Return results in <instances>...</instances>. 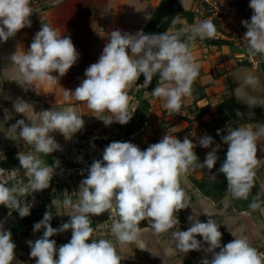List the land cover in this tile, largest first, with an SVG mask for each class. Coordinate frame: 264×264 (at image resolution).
<instances>
[{"label": "clouds", "instance_id": "1", "mask_svg": "<svg viewBox=\"0 0 264 264\" xmlns=\"http://www.w3.org/2000/svg\"><path fill=\"white\" fill-rule=\"evenodd\" d=\"M249 7L253 14L250 21L241 22L247 29L243 40L250 54L264 56V0H250ZM32 13L30 0H0V42H7L25 27H31ZM185 31H190L186 41H182L179 34L167 32L145 34L140 30L131 34L111 31L98 61L85 69V78L74 91L64 89V98L86 103L87 108L95 113L94 117L105 126L114 122L126 125L136 111L129 110L128 89L137 84L141 74L144 83L139 86L143 88H148L153 77L158 75L159 82L151 95L164 98L165 107L178 112L182 98L191 95L192 85L199 75V66L190 46L197 37L213 38L216 26L211 19H206ZM79 57L69 35H62L42 23L29 48H17L8 59L17 67V83L27 91L31 87L25 85L33 87L36 82L58 81ZM54 72L59 75H52ZM258 84L256 76H246L243 84L235 89L237 98L245 96L249 107L257 106V98L247 96L244 87L256 88ZM29 107L23 99L13 103L14 111L25 116L28 122L17 120L5 132L10 139L18 135L32 149L19 152L16 157L28 183L19 181L9 185L0 182V205L9 209V216L16 211L21 218L31 214L32 205L20 197L49 188L60 166L59 160L50 166L40 156L62 150L52 133L59 132L67 140L85 126L82 116L72 107L45 109L32 117L28 116ZM105 112L110 115L102 117ZM237 115H240L239 111ZM11 118L6 112L5 121ZM226 132L222 135L217 130V135H221L227 145L226 158L218 171L225 176L227 190L234 199H247L260 163L257 151L258 142L264 138V123L228 127ZM198 143L203 148H210L213 138L205 135ZM196 146L188 136L181 141L167 133L145 150L131 142L109 143L103 149L102 159L93 160L87 169V176L77 191L78 198L73 201L72 195L64 192L62 206L70 220L54 228L51 226L53 215L46 211L43 218L34 223L33 231L43 229V235L35 241H27L30 257L36 264H121L122 258L111 240L93 238L90 217L103 213H109L111 234L122 245L138 240L142 221H150L156 233L175 229L179 224L177 214L191 207L181 179L197 166ZM219 148V144L213 147L198 166L211 171L217 163ZM5 172L0 169V173ZM211 178L216 179L215 175ZM249 206L255 210L260 204L253 200ZM203 214L209 217L207 222L189 216L193 222L186 231L172 232L176 248L185 253L199 251L201 241L196 237L200 236L208 245L204 251L211 254V259L203 258L201 264H264V252L251 246L245 237L236 238L232 234L235 239L221 246L219 224L212 219V213L205 211ZM69 230L71 239L59 247L54 239H50ZM15 248L11 231L5 230L0 223V264H12Z\"/></svg>", "mask_w": 264, "mask_h": 264}, {"label": "crops", "instance_id": "2", "mask_svg": "<svg viewBox=\"0 0 264 264\" xmlns=\"http://www.w3.org/2000/svg\"><path fill=\"white\" fill-rule=\"evenodd\" d=\"M161 1L30 0V6L33 9V13L30 16L31 27H25L7 42H0V167L6 170L3 175H0V182L11 185L23 181L26 184L24 176L18 174L19 171H13L17 169L16 147L19 145L21 152L32 150L20 140L18 135L14 139L6 136L5 132L17 120L24 119L25 122H28L25 116L17 114L14 111L13 103L18 99L28 102L30 106L29 117L35 116L38 112L45 109L62 110L68 107H72L78 115L82 116L85 126L71 139L66 140L59 132L52 133L54 139L61 145L62 150L50 155L40 154L44 162L50 166L56 160H59L61 164L64 155L70 152L76 139H83L84 136L91 135L94 131L100 130L102 126H105L101 120L94 117L95 113L87 108L86 103H81L71 97L66 100L64 98V89L74 91L79 86L85 78V69L98 61L111 31L120 30L123 33L131 34L140 31L141 29H138V25L144 24L147 18L149 20L151 11ZM223 1L224 3L233 2L235 4V17L228 28L238 27L236 33L238 34V31H240L239 38L243 39L247 29L241 22L243 20L250 21L253 14V10L249 7L250 0ZM179 2L184 8L192 10L197 0H193L189 7H186L185 2L189 3L190 0H179ZM187 20V18H182L181 27L185 25ZM42 23L48 24L62 35H69L77 51L80 53V57L67 74L60 77L58 81L46 80L44 82H36L33 87L25 85V87H31L25 91L17 83V67L8 58L17 48H23L24 50L29 48L35 34L41 29ZM240 26L244 29L243 32H241ZM175 30L177 29L173 28L172 34H175ZM218 37V35L214 36V38ZM221 38H230L233 41V46L207 44L208 42L206 43L204 40L200 41L199 39L194 40L190 46V51L199 66V75L196 80L207 87V97L200 100L197 105H194L192 97L185 96L182 98L179 111L173 112L165 107L164 98L153 97L151 95L153 90L148 91L149 95L147 97L151 107L146 121L134 133L136 136L132 142L139 146L141 150H145L152 144L153 136H156L159 142L166 133L177 137L181 141L185 136L193 140V143L197 145L194 151L198 160L197 166L190 169L181 179V186L190 199L191 207L183 209L177 214L183 220V228L180 231H186L191 226L193 221L188 219L189 216H194L201 222H207L209 217L203 214L207 211L213 214L212 219L216 220L219 224V230L222 233L221 246L231 242L235 237H245L251 246L264 251V138L258 142L257 151V158L260 160V163L256 168V176L263 190V196L259 200V208L243 212L239 211L229 203V194L217 201L204 194L190 179V176H194L198 180L210 182L211 176H216L215 166L209 171L207 168L203 169L198 165L200 162L203 163L206 153L211 151L218 143L213 140L212 147L203 148L199 146L198 141L205 135L212 137L211 128L214 126L213 121L221 116L216 107L217 103L232 95L237 98L235 89L243 84L244 78L248 75H254L259 80L256 88L250 86L244 87L247 96L257 98L258 105L249 107L245 96L237 98L242 106L243 116L240 115L242 117L239 118V121L241 120L242 122L238 121L239 124L233 123V125L236 128L264 123V56L250 54L245 43L240 42L239 38L234 35L222 34ZM52 75L58 76L59 74L54 72ZM132 87H134V84L128 89L130 101L133 97L129 93ZM204 107L208 108V112L200 119L198 117L199 109ZM135 108L136 105L134 107L132 105L131 110H135ZM6 112L12 117L7 121L4 119ZM109 115V113L105 112L102 114V117ZM116 124L118 123L114 122L111 126H116ZM228 126V121H224L220 124V130H224L225 132ZM224 149L225 147L220 145L217 151L219 159L223 158ZM84 178H86L85 174L74 178V183H76L78 190ZM72 186L71 180L70 187L73 188ZM65 191V187L60 189V192L63 194ZM57 193L59 194V188H56L51 195L46 193L45 197L47 203L53 202L52 205L56 206H53L55 210L59 209L55 201L59 200L61 205L64 198V196H55ZM20 199L30 200V198H25L24 196L20 197ZM30 211L36 217L37 214H40L44 210L31 209ZM63 212L65 213L66 210L64 209ZM102 215L90 217L95 234L94 239L104 238L111 240L116 247L118 255L122 258L121 264H165V259L170 258L164 254L165 250H160L161 244L159 246V237L162 236V239H164L163 237H166L167 233H156L152 229L150 221H147V226L140 228L139 238L136 242L122 245L111 234V223L107 224L109 225V229L104 228L106 221ZM63 222L61 221L60 223ZM101 229L106 230V232H100ZM5 230L11 231L12 241L16 244L15 259L12 264H36L35 259L30 257V247L27 244L28 240L35 241L39 238L36 235L37 232H33V225L28 224L25 226L23 228L24 234H15L12 222H9ZM66 233L67 231L62 232L60 238L69 242L65 238ZM154 234L156 238H154ZM171 237V242H173V246L176 248L173 236L171 235ZM198 240L201 241V250L190 251L182 255H180L182 253L180 250V254L172 256L174 257L172 258L174 264H201L203 258L211 259V254L204 251L208 245L203 242V239Z\"/></svg>", "mask_w": 264, "mask_h": 264}, {"label": "trees", "instance_id": "3", "mask_svg": "<svg viewBox=\"0 0 264 264\" xmlns=\"http://www.w3.org/2000/svg\"><path fill=\"white\" fill-rule=\"evenodd\" d=\"M182 18H187L189 22H193L194 18V13L192 10L184 8L179 0H162L160 4L151 11L150 18L143 30L145 34H161L164 32H168L169 29L176 27V29L181 28V20ZM175 34H179V38L182 41L187 40V36L190 34V31L188 32H175ZM207 39L208 44H214V45H230L233 46V41L227 38H211ZM257 55V54H256ZM248 63V62H245ZM264 67V65H263ZM159 82V76L156 75L153 77V80L151 84L148 86V88H143L140 86H137L135 90V98L137 101V106L135 108V113L133 115V118L131 121L126 124V125H119L120 130L124 132L126 135H130L133 133H136L143 123L146 121L147 114L150 110V101L148 97L146 96V93L148 91L154 90L155 87L157 86ZM144 83V77L141 74L140 78L137 81L136 85H142ZM135 85V84H134ZM133 88H131L130 92L131 94L133 93ZM207 87L205 85L200 84L197 80L194 81L192 85V92L191 96L193 100V104L197 105V103L205 99L207 97ZM217 110L221 113V116L218 119H215L213 121L214 126L211 128L212 132V138L213 140L220 144L224 145L225 149L224 151L227 152V145L223 143L221 139V135H217V130H220V124L223 123L224 121H228L230 128H234L233 123L239 124V122H242L241 120L239 121V118L242 117L243 109L240 104V102L237 100L235 96H230L227 99H224L217 103L216 105ZM197 109V106H196ZM237 111H239L240 115H237ZM208 112V108H200L198 117H201ZM239 121V122H238ZM163 122V121H162ZM202 124H205L204 122H201ZM226 127V130L227 128ZM221 131V134H227V132ZM125 142H128L127 140ZM158 139L156 136H153L152 138V144L157 143ZM225 152V153H226ZM226 156V155H225ZM226 158V157H225ZM223 161V160H222ZM223 162H217L215 167H216V179H211L210 182H205L203 180H198L194 178V176H190V179L193 181V183L202 190L204 194L207 196L212 197L215 200H221L223 197L229 194V203L234 206L237 210L242 211V210H250L252 209L249 205L253 202V200H256V202L259 203V200L263 196V190L262 187L259 184L257 176L254 178V187L251 189L249 196L247 199H234L231 196V193L227 190V180L225 176L222 173H219V168ZM55 196H61L63 197L64 194L59 191V194H55ZM0 210H7L6 207L0 206ZM15 215L11 218L9 222H12L14 233L15 234H24L23 228L27 226L28 224L34 225L37 221H39V218L41 216L34 217L33 212L31 211V214L27 217L21 218L17 212L14 213ZM51 214L53 215V218L51 220V226L54 228L60 227L63 223H66L70 220H64L63 223L59 224L56 226L58 223L55 220V209L51 208ZM1 218V215H0ZM8 222V224H9ZM148 222L147 221H142L140 224V228L147 226ZM92 226V224H91ZM38 237L40 238L43 235V230L40 232H37ZM60 234L54 235L50 239H54L56 241L57 247H59L62 244L67 243L66 241L62 240L60 238ZM196 239H202V237L197 236Z\"/></svg>", "mask_w": 264, "mask_h": 264}, {"label": "built area", "instance_id": "4", "mask_svg": "<svg viewBox=\"0 0 264 264\" xmlns=\"http://www.w3.org/2000/svg\"><path fill=\"white\" fill-rule=\"evenodd\" d=\"M232 9L230 8V5L223 4L221 0H197L196 4L193 8V13L195 15L194 22L195 24L206 20L211 19L214 23L217 18H221L226 15V13H230ZM186 29L190 30V26H183L175 32H188L185 31ZM112 136V139H109V137ZM135 134L126 135L124 132L120 130L117 126H111L110 133L107 135L105 141L100 142V138L98 139L96 136H94V141H91L89 144L90 146L87 147L85 145V140L83 139H76V142L74 143L72 149L70 152L66 153L61 161L60 166L56 169V173L53 176L50 186L47 189H44L43 191H37L35 193H30L25 198H30V200L25 199L29 204L32 205L31 209H36V207L42 203H47L46 200V193L51 195V193L60 186L61 183H64L68 179L75 178L76 175H84L87 176V169L90 167L93 160L96 159H102V153L103 149L111 142L113 141H121L125 142L127 139L128 142H132V139L134 138ZM132 138V139H131ZM108 139V142H106ZM90 150L87 153V149ZM21 152V148L18 145L16 147V157L17 153ZM17 159V158H16ZM16 167L19 169L18 174H21L25 178L26 184L28 183V178L25 176L24 171L21 169L19 161L17 159L16 161ZM0 169H4L0 167ZM0 175H3V173H0ZM48 190V192H47ZM16 211H12L11 216H9V209L0 211V223L3 224L4 229L8 225V222L13 217V214ZM177 218L179 220V224L176 226V230H181L183 228V220L180 218V216L177 215ZM256 248V247H254ZM259 252H264L263 250H260L259 248H256Z\"/></svg>", "mask_w": 264, "mask_h": 264}, {"label": "rangeland", "instance_id": "5", "mask_svg": "<svg viewBox=\"0 0 264 264\" xmlns=\"http://www.w3.org/2000/svg\"><path fill=\"white\" fill-rule=\"evenodd\" d=\"M192 1L193 0H190V2L189 3H187V2H185L186 3V7H189L190 5H191V3H192ZM221 2H223V4H226V5H230V8L232 9L231 11H230V13H226V15L225 16H223V17H221V18H217V20H215V22H214V24H215V26H216V33H215V35H218L219 37H221L222 36V34H225V35H234L235 37H237V38H239L240 37V31H238V34L236 33V31L238 30V27H236V26H234V28H232V27H230V28H228V26L230 25V24H232V20L234 19V17H235V11H236V6H235V4L233 3V2H225L224 3V1L223 0H221ZM194 8V7H193ZM193 8H192V10H193ZM194 19H195V15H194V18H193V22H194ZM147 21H148V18H147V20L144 22V24H139L138 25V29H141L142 31L144 30V28H145V26H146V24H147ZM191 23V22H189V20H187V22H185V25H184V27L185 26H190V27H192L193 25H195V23ZM223 22H224V25H223ZM143 23V22H142ZM141 25V26H140ZM174 28H176V27H174ZM228 28V29H227ZM240 28H241V32H243V28H242V26H240ZM223 29H224V31H223ZM228 31H227V30ZM170 31V32H169ZM169 31L167 32V33H169V34H172L173 33V28H171V29H169ZM221 35V36H220ZM196 39H199L200 41H202V40H204L206 43H207V39L205 38V39H200L199 37H197ZM195 39V40H196ZM227 39H230V38H227ZM240 42H243V43H245V46H247V43H246V41L245 40H243V39H238ZM208 44V43H207ZM136 88H138L136 85H134V88H133V93H132V95H133V97L131 98V101H130V104H129V110H131V108H132V105H133V107L136 105L137 106V101H136V98H135V89ZM129 93H131L130 91H129ZM147 95H149V93L147 92L146 93V96ZM136 101V102H135ZM136 103V104H135ZM120 124L118 123V124H116V126L119 128L120 126H119ZM110 128H111V125L110 126H102L101 128H100V130H97V131H94V133L93 134H91V135H86V136H84V140H85V145L87 146V147H89L90 145V143H91V141H94L95 139H94V136H96L98 139L100 138V142H103V141H105V139H106V137H107V135L110 133ZM84 133V132H83ZM211 134H212V132H211ZM136 136V135H135ZM134 136V137H135ZM109 139H112V136L111 137H109ZM132 139V138H131ZM134 139V138H133ZM133 139H132V141H133ZM128 140V139H127ZM106 142H108V139H107V141ZM131 143H133V142H131ZM224 146V145H223ZM87 149V148H86ZM90 150H88L87 149V153L89 152ZM224 151V150H223ZM226 151H224L223 152V158L222 159H219L218 158V160H217V162H223L224 161V158L226 157L225 155H226V153H225ZM223 160V161H222ZM216 168V167H215ZM79 176H82V175H76V177H79ZM71 180H72V183H73V188H71L70 186H71ZM63 187H65L66 188V191L70 194V195H72V199H73V201H75L77 198H78V188H77V186H76V183H74V178H71V179H68L67 181H65L64 183H61L60 184V186L58 187L59 188V191H60V189L61 188H63ZM63 190V189H62ZM47 192H48V190H47ZM64 199V198H63ZM55 202H57V207L59 208V209H57V210H55V220H56V222L58 223V224H61L60 222L61 221H64L65 219L67 220V218H70L69 216H67V214H68V212L66 211L65 213L63 212L64 211V208H63V206H62V204L60 205V201L59 200H57V201H55ZM50 206H51V208L53 209L54 207H56V206H54V205H52V202H48V203H42V204H40V205H38L37 207H36V209L37 210H44L43 212H41L40 213V215L39 214H37V216L39 215V216H41V218H39V221L43 218V215H44V213L46 212V211H50L51 212V208H50ZM54 206V207H53ZM59 210V211H58ZM243 211H247V210H242V212ZM102 216H104L105 217V221H106V224H105V229L106 228H108V226L109 225H107V224H112V220H109V213H103V215ZM91 219V218H90ZM92 220V219H91ZM109 229V228H108ZM176 229H174V231H175ZM34 232V231H33ZM100 232H106V230H104V229H101V231ZM172 232H173V230H169L168 232H166L167 233V235H166V237L164 236L163 238L164 239H162V236H160L159 237V241H160V243H159V246H160V244H161V247H160V250H165V255H166V257H170L169 259H165L166 261H165V264H174V261H173V259L172 258H174V257H172L173 255H175V254H180V250L179 249H177V248H175L174 246H173V242H171V239H172V237H171V235H172ZM67 235H65V238L66 239H68V240H70L71 239V235H72V233H71V231H67V233H66ZM37 236H38V234H36ZM64 235V234H63ZM154 236V238H156V236H155V234L153 235ZM93 238H95V234L93 235ZM229 243V242H228ZM182 254H187V253H185V252H183L182 251V253L180 254V255H182Z\"/></svg>", "mask_w": 264, "mask_h": 264}]
</instances>
